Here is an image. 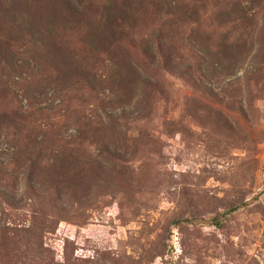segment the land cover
<instances>
[{"label":"rangeland","instance_id":"1","mask_svg":"<svg viewBox=\"0 0 264 264\" xmlns=\"http://www.w3.org/2000/svg\"><path fill=\"white\" fill-rule=\"evenodd\" d=\"M0 264H264V0H0Z\"/></svg>","mask_w":264,"mask_h":264},{"label":"trees","instance_id":"2","mask_svg":"<svg viewBox=\"0 0 264 264\" xmlns=\"http://www.w3.org/2000/svg\"><path fill=\"white\" fill-rule=\"evenodd\" d=\"M154 44V42L152 40H143V45L144 46H147L146 48L144 47L143 48V52L144 54H151L153 53V46L152 45ZM159 44L161 45V43L159 41L156 42V52H157V48L158 50H160V46ZM162 46V45H161ZM154 55H152L153 57ZM131 69L132 71L136 74H134L135 76L137 77H140V72L138 70V68H132V65H131ZM131 77V75L129 76ZM139 104L138 103H135V100L133 101V97L131 99L128 100V102L124 103V105H122L123 107L121 108V114H120V118H126L128 116V113L126 112V108L124 106H137ZM108 122H104L102 119H100L99 121H97L96 125L94 128H93V134L96 135H99L101 131H103L105 128H110V129H113L117 124V118L114 117V116H108ZM14 118H18L20 120H22V116L20 114H18V112L14 113ZM25 118V116H24ZM23 129H26V127L24 128H21L18 126L17 128H15V135H19L22 133ZM82 129V128H80ZM27 130V129H26ZM31 130H28L27 133L29 134ZM78 132L81 134H83L81 132V130H78ZM28 134H26L23 138H28ZM12 159H18L17 157H14ZM16 195L15 194H11V196L7 199H5V204L9 207H12V208H16L15 204H18V203H21L22 202V199H16ZM20 206V205H19Z\"/></svg>","mask_w":264,"mask_h":264}]
</instances>
